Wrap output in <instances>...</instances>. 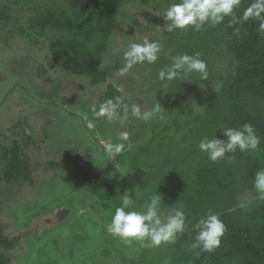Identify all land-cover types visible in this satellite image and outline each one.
Segmentation results:
<instances>
[{
  "label": "trees",
  "instance_id": "1",
  "mask_svg": "<svg viewBox=\"0 0 264 264\" xmlns=\"http://www.w3.org/2000/svg\"><path fill=\"white\" fill-rule=\"evenodd\" d=\"M52 1L53 4H38L36 0H9L7 3H0V24L4 30H8L7 26L14 24V15L8 14V11L12 10L11 6H21V11L16 12L18 18L14 16L15 28L24 31L27 26L34 36H46L47 32H50L48 45L52 60L71 73L89 76L92 84L106 81V72L100 68L104 61L102 53L107 49L112 52L114 46L120 43V37L124 35L131 36L133 41L141 42L140 34L143 31H147L148 39L162 44L161 52L171 50L173 44L177 45L180 54L200 52L201 58L207 64L209 79L200 81L197 74H189L187 77L191 84H181L176 95L181 101L193 99L198 105V113L190 114V122H187L186 130L180 138L181 145H185L184 149L191 151L187 153L185 164L184 175L187 178L180 175L185 167L179 165L184 162L175 160L176 163L170 164L166 156L162 158L163 164H153L155 167L150 164L143 177L135 175L137 180H143L146 184L145 182H149L148 178L158 179L160 174L166 171L169 165L163 167L165 161L170 165H177L179 175L167 180L170 192L163 196L165 199L162 202L165 206L176 203V206L185 205L184 210L188 218L186 228L183 234L178 235L176 242L162 244L157 248L147 246L146 241H134L128 249H122V256L117 254L120 248L106 231V225L110 223L114 207L119 206L122 194L111 191H107V194L103 191L95 193L90 186L81 184L73 174L74 171L70 170L71 177L76 178L82 187L80 193H75L73 189L65 191L66 197L71 198L70 202L74 206L75 211L69 215L74 222L60 226H64L62 238L59 239L53 234L52 237L46 238L50 249L52 242H66L69 245L68 252L69 248L71 251L69 254L77 252L78 264H102L103 257L111 254L114 256L109 258L112 264H149V261L152 264H264V201L259 200L249 208L236 201V195L245 190L250 189L256 193L252 187L253 175L255 170L264 166V33L257 32L258 22L249 20L245 23L230 24V18L225 17L220 25L206 26L200 32L191 28L182 30L181 33L162 32L158 29L160 26L156 27L157 30L149 32L142 27L136 13L132 10L129 12L128 9L132 3L139 1L145 5L150 0ZM250 2L251 0H242L236 15L239 16ZM136 7L137 4L133 5L134 11ZM138 13L144 14L141 11ZM137 32L139 36L135 35ZM111 35H114L113 41L109 42ZM34 48L36 57L38 46ZM168 58V55H161V64H166ZM33 68V63L31 66L29 64L28 69ZM37 68L36 70H42V66L37 65ZM106 87L104 97L96 104L97 108L102 102L119 98L122 103L117 110L123 114L124 99L121 89L113 83H107ZM185 107L189 111V105L186 104ZM28 108L31 109L30 106ZM47 110L44 112L48 113ZM245 122L250 123L261 138L257 152L241 153L237 150L234 154H228L234 157L230 162H211L199 149L193 152L191 142L198 148L199 140L205 135L211 137L215 134L219 139H226L222 130L216 129L217 127H238ZM18 123L21 125L20 121ZM173 123L178 124L176 121ZM26 139L29 141L30 136H26ZM12 141L14 146L11 149L0 141V154L6 161L0 180L4 178L6 183L15 182L22 185L24 181H31V173L34 172L33 161L37 164L39 158L29 151L27 156L21 155L18 141ZM10 153L12 157L8 156ZM73 153L74 148L69 147L61 152L58 161L46 159L47 163L38 164V168L41 165L44 169L47 164L55 168L69 165ZM191 164L193 165L188 167ZM188 178L195 193L193 199L183 196L188 190ZM135 189V194H142L141 185ZM105 195H110V198L103 200L101 197ZM41 209L35 208L28 216L23 214V219L26 222L32 217L37 220ZM208 209L218 212L226 225L220 247L211 253L191 247L196 233L193 225ZM93 213L98 214L99 220L95 221ZM4 224L0 219V264H10L11 257L8 252L17 249L20 243L22 245V233L14 232L8 235ZM68 232L71 234L69 237ZM116 256L120 260H117Z\"/></svg>",
  "mask_w": 264,
  "mask_h": 264
},
{
  "label": "rangeland",
  "instance_id": "2",
  "mask_svg": "<svg viewBox=\"0 0 264 264\" xmlns=\"http://www.w3.org/2000/svg\"><path fill=\"white\" fill-rule=\"evenodd\" d=\"M7 2L9 0H0V3ZM36 2L53 4L52 0H36ZM172 2L150 0L144 5L138 1L132 3L128 11L132 10L136 13L138 20L142 22V27L152 32L157 30V26L163 28L165 21L161 14ZM135 4L137 7L134 11ZM11 8L8 14L15 17L16 12L21 11V6L14 5ZM138 11L144 14H139ZM14 16L12 23L15 24ZM14 24L7 26L8 30H4L3 25L0 24V141L11 149L14 146L12 140L16 139L21 155L27 156L32 152L39 159L37 164L33 161L34 172L31 173V181H24L20 185L15 182L6 183L4 178L0 180V219L5 223L6 234L21 232V241L23 240L22 245L20 243L17 249L10 250L8 255L12 264H73L78 257L77 252L69 254L71 251L69 248L68 252L69 245L66 242L60 244L52 242L51 249L48 240L46 242V238L52 237V234L57 235L59 239L62 238L64 226H60L74 222L71 216L69 217L75 211L74 206L70 202L71 198L66 197L65 191L73 189L75 193H80L82 187L77 183L76 178L71 177L70 170L74 171L73 174L81 184L90 186L95 193L103 191L107 194V191H111V193L123 194L126 190H133L141 185L142 194L133 196L137 207L155 189L161 194L163 202L165 199L163 196L170 192L167 180L169 177L178 176L180 172L177 165L170 164L176 163L175 160L183 161L184 164L179 166L184 165L185 169L180 175L187 178L184 174L189 151L184 149L185 145H181L180 138L186 130L187 122H190V114L198 113V105L193 99L181 101L176 98L181 84H191L188 77L183 81L157 79L159 69L168 65L172 57L180 54L175 44L171 50L160 52L155 64L135 65L121 76L119 70L124 66L123 52L127 50L129 42L133 41L131 36L124 35L120 37V43L114 46L112 52L107 49L102 53L104 61L100 68L106 72V81L92 84L89 76L71 73L52 60L48 45L51 39L50 32H47L46 36H34L29 32V27L25 26L24 31H19ZM181 32L182 30H175L172 33ZM135 35L139 36L138 32ZM140 36L142 40L147 38V31H143ZM113 37L114 35H111L108 41H113ZM34 46H38L37 59ZM161 55H168L166 64H161ZM32 63L33 70L28 69L29 64L31 66ZM37 65L42 66V70H36ZM107 83H113L121 89L123 107L125 104H137L143 111L151 108L158 101L164 107V119L144 122L129 117L121 124L120 119L123 114L118 110L117 115L112 119L96 118L91 108L104 97ZM35 103L36 107L33 106ZM186 104L190 107V113L185 107ZM45 110L48 113L44 112ZM174 121L178 124L173 123ZM90 123L93 125L91 128L88 127ZM125 131L129 135L126 150L108 160L107 145L120 142V134ZM26 136H30L29 141ZM128 144L130 147L127 146ZM190 146L193 147V152L198 150L192 142ZM69 147L74 148V156L70 159L69 165L55 168L47 164L44 169L41 165L38 168V164L47 163L46 159L58 161L61 152ZM8 156L12 157L11 153ZM165 156L170 164L165 161L163 167L169 165L174 170L170 167L168 172V167L158 179L148 178L149 182H145L146 184L143 180H137L135 175L143 177L150 164L154 166L153 164L162 163V158ZM5 162L0 154V176ZM187 187L188 190L183 196L193 199L195 193L189 178ZM109 196L105 195L101 198L104 200L110 198ZM236 201L249 208L259 200L256 193L249 189L238 193ZM174 205L176 206L177 203ZM35 208H42L37 214L38 219L34 220L32 217L26 222L23 214L28 216ZM53 211L55 214L52 213ZM93 214L95 221L99 220L98 214ZM50 215L53 216L51 219H49ZM69 235L71 234L68 232L67 236ZM110 237L120 248L117 254L121 256L124 254L122 249L126 250L132 245L125 244L112 235ZM110 257L114 256L111 254L103 257L102 264H112ZM115 258L120 260L117 256ZM147 263L152 264L150 261Z\"/></svg>",
  "mask_w": 264,
  "mask_h": 264
},
{
  "label": "clouds",
  "instance_id": "3",
  "mask_svg": "<svg viewBox=\"0 0 264 264\" xmlns=\"http://www.w3.org/2000/svg\"><path fill=\"white\" fill-rule=\"evenodd\" d=\"M242 0H173L164 10L165 21L162 32L175 30H191L200 32L208 27H216L224 22L225 17L230 18V24L245 23L249 20L258 22L257 32L264 33V0H251L243 8L239 16L236 11L240 9ZM162 44L156 40L144 38L141 42L131 41L127 50L123 52L124 66L119 70L121 76L138 64H155L159 59ZM195 73L200 81L209 79V71L201 58L200 52L193 54L183 53L171 58V62L160 68L157 72L159 81L186 80L189 74ZM122 101L109 99L102 102L97 108L93 105L91 110L96 118L107 117L112 119L117 115V109ZM135 118L144 122L164 119V107L157 101L151 108L141 110L140 105L125 104L120 123H125L128 118ZM88 127L93 125L90 123ZM226 139H219L216 135L202 136L198 149L206 154L211 162L228 160L234 157L237 150L241 153H255L258 151L261 138L250 123H243L238 127L220 126ZM215 129V131H216ZM120 142L107 145L108 160L118 156L126 150L129 141L128 133L120 134ZM130 147V144L127 145ZM128 172V171H126ZM125 172V173H126ZM123 176V175H121ZM252 187L257 193V198L264 201V166L255 170ZM133 190H126L121 196L120 205L115 207L111 214L110 223L106 231L113 237L119 238L125 244L131 245L134 241L147 242L149 247H160L162 244H174L179 234L186 228L187 216L182 204L178 206H165L162 196L155 191L137 207L133 199ZM196 230L192 248H199L203 252L211 253L221 245V238L226 231V225L220 214L213 209H208L204 215L193 225Z\"/></svg>",
  "mask_w": 264,
  "mask_h": 264
},
{
  "label": "flooded vegetation",
  "instance_id": "4",
  "mask_svg": "<svg viewBox=\"0 0 264 264\" xmlns=\"http://www.w3.org/2000/svg\"><path fill=\"white\" fill-rule=\"evenodd\" d=\"M52 213L55 214V211H53ZM52 217H53V216L50 215V216H49V219H51ZM40 219H41V218H39V220H40ZM36 225H37V224H36ZM39 228H40V225H39Z\"/></svg>",
  "mask_w": 264,
  "mask_h": 264
}]
</instances>
